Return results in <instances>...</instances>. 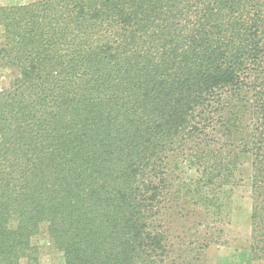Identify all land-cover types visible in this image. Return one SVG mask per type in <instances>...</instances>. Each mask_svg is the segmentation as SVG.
<instances>
[{
	"label": "trees",
	"instance_id": "trees-1",
	"mask_svg": "<svg viewBox=\"0 0 264 264\" xmlns=\"http://www.w3.org/2000/svg\"><path fill=\"white\" fill-rule=\"evenodd\" d=\"M0 264H209L250 187L264 261V0L0 4Z\"/></svg>",
	"mask_w": 264,
	"mask_h": 264
},
{
	"label": "rangeland",
	"instance_id": "rangeland-1",
	"mask_svg": "<svg viewBox=\"0 0 264 264\" xmlns=\"http://www.w3.org/2000/svg\"><path fill=\"white\" fill-rule=\"evenodd\" d=\"M30 0H0V4L25 3ZM15 76V71L0 66V90L9 84ZM229 222L223 227L225 235L223 242L213 245L207 250L209 264H264L252 258L249 250L250 241V187L248 183H241L235 188L228 208ZM36 247L38 264H64L62 252L52 243L45 230H41L32 238ZM21 264H26L22 259Z\"/></svg>",
	"mask_w": 264,
	"mask_h": 264
}]
</instances>
